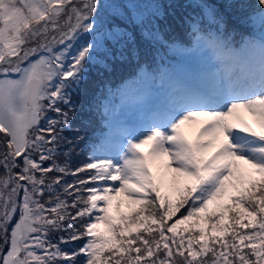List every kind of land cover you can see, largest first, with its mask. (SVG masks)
I'll return each instance as SVG.
<instances>
[{"label": "snow or ice", "instance_id": "snow-or-ice-1", "mask_svg": "<svg viewBox=\"0 0 264 264\" xmlns=\"http://www.w3.org/2000/svg\"><path fill=\"white\" fill-rule=\"evenodd\" d=\"M250 7L261 36L237 49L203 5L188 51L210 53L212 86L174 89L115 154L72 170L57 163L71 91L90 62L123 57L116 21L145 18L122 0H0V264H264V0Z\"/></svg>", "mask_w": 264, "mask_h": 264}, {"label": "trees", "instance_id": "trees-1", "mask_svg": "<svg viewBox=\"0 0 264 264\" xmlns=\"http://www.w3.org/2000/svg\"><path fill=\"white\" fill-rule=\"evenodd\" d=\"M229 2L230 0H160L162 14L153 15L152 18L145 17L143 27H136L127 21H116L120 25V31L128 33V38L121 45L124 55L116 59L110 58L107 61L109 65L107 68L98 62L86 65L84 80L78 88L71 91L72 105L75 106L74 112L69 113L71 128L60 129L65 137L73 141L70 145H62V151L69 149L72 151L68 157L59 156L57 163L67 161L70 169L75 170L88 162L92 150L101 144V138L107 134L109 116H103L102 109H97V101L104 98L109 104L112 97L117 100L120 91L125 89L122 84L141 85L136 82L135 72L140 73L143 70L149 73L154 79L144 83H151L156 79L155 72H159L158 65L165 68L168 61L181 60L179 56H185L186 51L191 48L189 23L200 17L203 5H213L217 9V14L224 17L226 25L224 32L234 48L250 39L258 40L261 36L259 19L254 17L252 23L245 22V18L253 11L250 5L254 4L255 0H231L233 5L231 7ZM240 5L245 6L242 8ZM156 32L159 33V40H154L149 35ZM64 110L68 111V108L65 107ZM78 135L84 136L85 140H77ZM74 179L72 176L64 177L69 183ZM62 235L66 234L57 232L51 234L50 238L56 243ZM82 243L83 241H77L61 247L71 252ZM82 259L80 257L77 264H80Z\"/></svg>", "mask_w": 264, "mask_h": 264}, {"label": "rangeland", "instance_id": "rangeland-1", "mask_svg": "<svg viewBox=\"0 0 264 264\" xmlns=\"http://www.w3.org/2000/svg\"><path fill=\"white\" fill-rule=\"evenodd\" d=\"M122 2H127L129 5L135 4L136 8H129L136 11L138 14L142 15L144 18H152L153 15L162 14L159 7L160 0H122ZM123 11V10H122ZM138 95L132 100L130 111L138 112L143 116V124L146 120L151 118L150 107L151 104V94L148 90L140 91L139 89L135 91ZM122 120L118 117H111L110 120V131L109 136L102 141L100 145L96 147L102 154H115V149L121 144L123 139V132H121ZM3 136L0 134V142H2Z\"/></svg>", "mask_w": 264, "mask_h": 264}]
</instances>
